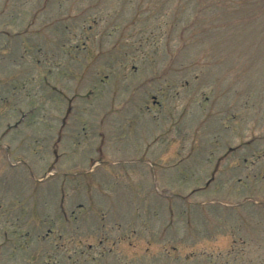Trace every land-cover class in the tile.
I'll return each mask as SVG.
<instances>
[{
	"label": "rangeland",
	"instance_id": "374dc122",
	"mask_svg": "<svg viewBox=\"0 0 264 264\" xmlns=\"http://www.w3.org/2000/svg\"><path fill=\"white\" fill-rule=\"evenodd\" d=\"M0 247L264 264V0H0Z\"/></svg>",
	"mask_w": 264,
	"mask_h": 264
}]
</instances>
